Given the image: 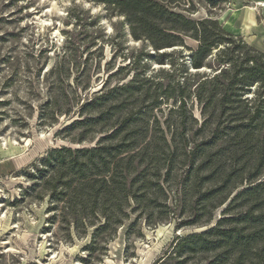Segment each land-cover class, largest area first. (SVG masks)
<instances>
[{"label": "trees", "instance_id": "obj_1", "mask_svg": "<svg viewBox=\"0 0 264 264\" xmlns=\"http://www.w3.org/2000/svg\"><path fill=\"white\" fill-rule=\"evenodd\" d=\"M102 1L149 42L146 58L161 69L146 65L153 73L142 75L135 59L113 86L92 92L90 82L64 83L67 51L41 68L44 122L78 116L56 134L71 144L26 171L24 197L48 201L69 239L88 237L89 257L101 258L126 222H171L182 206L194 217L181 228L205 227L176 236L164 264H264V52L213 17L175 11L176 0ZM178 48L190 51L187 60Z\"/></svg>", "mask_w": 264, "mask_h": 264}, {"label": "rangeland", "instance_id": "obj_2", "mask_svg": "<svg viewBox=\"0 0 264 264\" xmlns=\"http://www.w3.org/2000/svg\"><path fill=\"white\" fill-rule=\"evenodd\" d=\"M170 6L194 19L213 17L264 52V0H218L214 5L210 0H176ZM186 39L197 47L195 40ZM151 49L148 41L135 40L125 16L102 0H0V264H164L163 253L176 236L204 229L181 228L180 220L194 216L178 206L171 222L153 226L144 216L132 225L126 222L101 258L89 257L88 237L75 233L69 239L68 231L51 221L48 201L36 200L35 193L23 195L31 185L26 171L51 148L71 144L56 134L78 116H62L53 126L44 122L40 108L49 86L43 74L67 51L71 68L64 83L90 82L93 92L105 82L113 86L128 72L118 68L135 59L142 75L153 73L146 65L160 70L161 65L146 58ZM176 51L186 60L190 54L187 48ZM167 106L160 105L162 110ZM194 111L200 115L196 105Z\"/></svg>", "mask_w": 264, "mask_h": 264}, {"label": "crops", "instance_id": "obj_3", "mask_svg": "<svg viewBox=\"0 0 264 264\" xmlns=\"http://www.w3.org/2000/svg\"><path fill=\"white\" fill-rule=\"evenodd\" d=\"M241 37L243 36V35H240ZM244 37V36H243ZM245 39H246V37H244ZM246 41L248 42V40L246 39ZM249 43V42H248Z\"/></svg>", "mask_w": 264, "mask_h": 264}, {"label": "water", "instance_id": "obj_4", "mask_svg": "<svg viewBox=\"0 0 264 264\" xmlns=\"http://www.w3.org/2000/svg\"><path fill=\"white\" fill-rule=\"evenodd\" d=\"M177 48V47H176ZM198 116V115H197Z\"/></svg>", "mask_w": 264, "mask_h": 264}]
</instances>
